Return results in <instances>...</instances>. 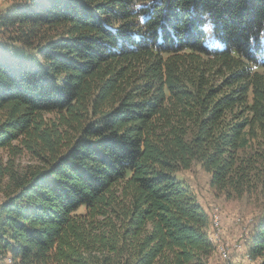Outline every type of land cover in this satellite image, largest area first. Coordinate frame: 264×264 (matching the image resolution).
Here are the masks:
<instances>
[{
	"label": "trees",
	"instance_id": "1",
	"mask_svg": "<svg viewBox=\"0 0 264 264\" xmlns=\"http://www.w3.org/2000/svg\"><path fill=\"white\" fill-rule=\"evenodd\" d=\"M0 35V264H208L194 163L264 198V0H13Z\"/></svg>",
	"mask_w": 264,
	"mask_h": 264
},
{
	"label": "rangeland",
	"instance_id": "2",
	"mask_svg": "<svg viewBox=\"0 0 264 264\" xmlns=\"http://www.w3.org/2000/svg\"><path fill=\"white\" fill-rule=\"evenodd\" d=\"M12 2L13 0H0V13L5 12ZM0 158L2 161L7 158L3 149H0ZM31 161L27 154L16 156L14 159L18 169ZM177 176L190 185L208 214L209 237L216 244L208 264H258L257 261L249 259L246 242L253 225L264 210V198L258 193H243L232 198L216 194L209 185L210 175L198 163H194L188 170L178 172ZM2 190L0 189V202L4 198ZM223 246L229 250V255L224 256ZM11 262L8 257L5 264H12Z\"/></svg>",
	"mask_w": 264,
	"mask_h": 264
},
{
	"label": "built area",
	"instance_id": "3",
	"mask_svg": "<svg viewBox=\"0 0 264 264\" xmlns=\"http://www.w3.org/2000/svg\"><path fill=\"white\" fill-rule=\"evenodd\" d=\"M223 249L224 250H222V251L224 252V256L229 255V250L226 247H224V246H223Z\"/></svg>",
	"mask_w": 264,
	"mask_h": 264
}]
</instances>
